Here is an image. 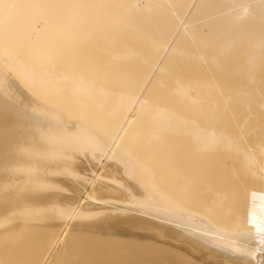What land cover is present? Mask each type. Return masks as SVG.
Wrapping results in <instances>:
<instances>
[{"label": "bare ground", "instance_id": "obj_1", "mask_svg": "<svg viewBox=\"0 0 264 264\" xmlns=\"http://www.w3.org/2000/svg\"><path fill=\"white\" fill-rule=\"evenodd\" d=\"M0 264H264V0H0Z\"/></svg>", "mask_w": 264, "mask_h": 264}]
</instances>
